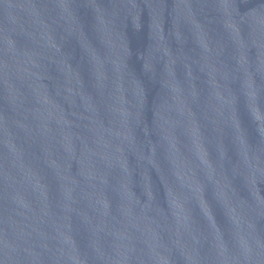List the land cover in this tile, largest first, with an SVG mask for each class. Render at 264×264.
Returning a JSON list of instances; mask_svg holds the SVG:
<instances>
[{
	"label": "water",
	"instance_id": "95a60500",
	"mask_svg": "<svg viewBox=\"0 0 264 264\" xmlns=\"http://www.w3.org/2000/svg\"><path fill=\"white\" fill-rule=\"evenodd\" d=\"M0 264H264V0H0Z\"/></svg>",
	"mask_w": 264,
	"mask_h": 264
}]
</instances>
